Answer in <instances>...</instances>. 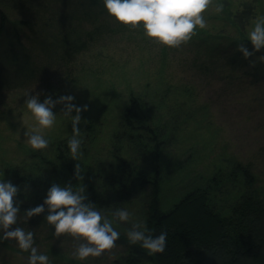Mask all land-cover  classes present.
Wrapping results in <instances>:
<instances>
[{"label": "rangeland", "instance_id": "rangeland-1", "mask_svg": "<svg viewBox=\"0 0 264 264\" xmlns=\"http://www.w3.org/2000/svg\"><path fill=\"white\" fill-rule=\"evenodd\" d=\"M213 2L222 4L223 11L206 12L205 29L197 28L179 48H169L145 37L142 27L118 23L103 5L89 10L81 0H0L10 20L29 23L32 32L27 30L26 43L34 60L29 76L0 88V180L10 181L11 167L34 163L39 152L53 158L56 143L73 135L71 118L57 105L54 125L42 130L48 147L32 149L24 135L37 127L25 104L28 95L39 93L41 102L47 95L54 100L73 95L75 104L88 105L79 125L88 148L86 164L99 159L107 171L116 163L113 135L132 98H138L147 103L155 124L167 131L164 210L210 177L229 174L238 163L250 168L256 189L264 194V83L253 84L241 71L230 69L216 51L248 37L257 18L264 19V0ZM123 155L130 160L126 152ZM242 179L223 187L232 196L219 195L221 206L230 205L245 189ZM143 205L137 197L118 207L131 214L129 222L116 221L109 210L104 216L127 237L133 222L144 226ZM19 216L12 228L33 231L38 252L51 264H115L126 255L116 242L101 257L79 260L73 256L78 242L72 236L56 238L30 218L25 223L22 213ZM16 245L15 240H0V264H28V253Z\"/></svg>", "mask_w": 264, "mask_h": 264}, {"label": "trees", "instance_id": "trees-1", "mask_svg": "<svg viewBox=\"0 0 264 264\" xmlns=\"http://www.w3.org/2000/svg\"><path fill=\"white\" fill-rule=\"evenodd\" d=\"M81 2L89 10L103 5L102 0ZM28 26L26 21L10 20L0 7V88L19 83L17 79L33 71V53L26 43L32 32ZM241 43L253 50L248 38H244L226 47H216L217 56L253 84L264 83V60L260 59L264 49L245 59L238 51ZM149 110L147 103L132 98L113 135L115 147L111 151L116 163L112 162L108 171L99 159L86 164L89 155L85 154L88 148L83 142L78 160L72 159L68 140L56 143L53 158L39 152L34 163L11 167L10 181L21 189L20 213L24 215L43 204L53 183L61 186L71 183L74 189L84 186L88 197L85 203L96 205L102 215L142 197L144 227L153 235L166 231V249L149 255L120 234L116 242L124 246L126 255L116 259L115 264H264V194L256 189V179L249 167L235 164L229 174L214 175L206 184L192 187L171 209L162 208L167 131L161 123L155 124L147 113ZM125 152L131 161L124 158ZM77 163L83 171L81 181L75 179ZM239 176L245 189L230 205L221 206L219 195L232 196L231 191L223 192V187L228 183L236 185ZM47 215L45 205L44 213L30 219L54 236L55 229L47 223Z\"/></svg>", "mask_w": 264, "mask_h": 264}, {"label": "clouds", "instance_id": "clouds-1", "mask_svg": "<svg viewBox=\"0 0 264 264\" xmlns=\"http://www.w3.org/2000/svg\"><path fill=\"white\" fill-rule=\"evenodd\" d=\"M102 3L107 13L118 23L131 29L142 27L145 37L169 48H179L191 40L197 28L205 29L206 12L211 10L219 14L223 11V5L214 4L213 0H102ZM247 38L253 50L250 51L244 43L238 45V51L245 59L264 49V19L257 18ZM260 59L264 60V55ZM39 97L37 93L25 99L26 107L37 124V127L24 133L25 142L34 150L48 147L49 142L42 130L54 125L57 114H54L53 109L61 105V114L72 121L73 135L68 140V147L72 159L77 161L82 144L79 127L82 123L81 113L89 110L88 105L78 106L74 103L73 95H62L55 100L47 95L43 102ZM82 173L81 164L77 163L75 179L83 180ZM20 191L11 181L0 180V230L3 232L0 240H15L16 246L23 253H28V264H51L47 255L38 252L33 231L22 227L12 228L20 218V201L14 200ZM86 200L88 197L84 186L74 189L71 183L64 186L53 183L43 204L25 211L23 219L27 223L29 218L44 213L46 205V221L54 227L53 235L59 238L67 234L78 242L73 253L75 258L86 260L89 257H101L105 251L116 246L120 233L114 229L112 220L102 215L90 201L85 203ZM112 215L119 222L131 220V214L126 209L118 208ZM167 236L166 231L153 235L138 222H133L127 231L128 242L131 245L138 244L149 255L165 251Z\"/></svg>", "mask_w": 264, "mask_h": 264}]
</instances>
